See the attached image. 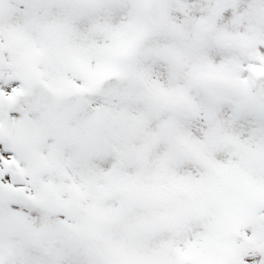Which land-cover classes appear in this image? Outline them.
Returning <instances> with one entry per match:
<instances>
[{
	"label": "snow or ice",
	"instance_id": "1",
	"mask_svg": "<svg viewBox=\"0 0 264 264\" xmlns=\"http://www.w3.org/2000/svg\"><path fill=\"white\" fill-rule=\"evenodd\" d=\"M0 264H264V0H0Z\"/></svg>",
	"mask_w": 264,
	"mask_h": 264
}]
</instances>
